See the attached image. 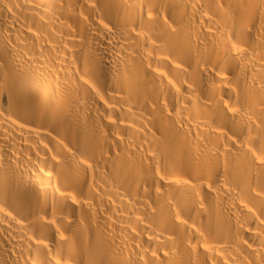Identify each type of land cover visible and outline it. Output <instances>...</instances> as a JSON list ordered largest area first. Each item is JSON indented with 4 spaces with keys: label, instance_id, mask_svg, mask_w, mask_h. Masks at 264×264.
Masks as SVG:
<instances>
[{
    "label": "bare ground",
    "instance_id": "obj_1",
    "mask_svg": "<svg viewBox=\"0 0 264 264\" xmlns=\"http://www.w3.org/2000/svg\"><path fill=\"white\" fill-rule=\"evenodd\" d=\"M0 264H264V0H0Z\"/></svg>",
    "mask_w": 264,
    "mask_h": 264
}]
</instances>
